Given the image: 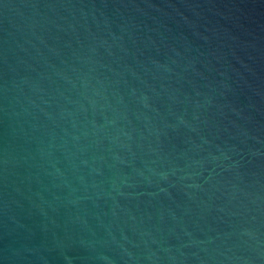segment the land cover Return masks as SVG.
<instances>
[{"label": "water", "instance_id": "1", "mask_svg": "<svg viewBox=\"0 0 264 264\" xmlns=\"http://www.w3.org/2000/svg\"><path fill=\"white\" fill-rule=\"evenodd\" d=\"M0 264H264V0H0Z\"/></svg>", "mask_w": 264, "mask_h": 264}]
</instances>
